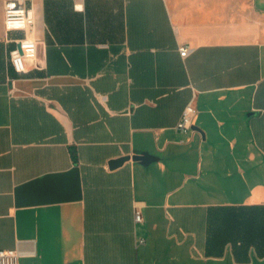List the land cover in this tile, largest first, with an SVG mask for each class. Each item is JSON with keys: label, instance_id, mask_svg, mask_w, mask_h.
<instances>
[{"label": "crops", "instance_id": "obj_1", "mask_svg": "<svg viewBox=\"0 0 264 264\" xmlns=\"http://www.w3.org/2000/svg\"><path fill=\"white\" fill-rule=\"evenodd\" d=\"M24 3L33 30L8 31L0 0V249L264 264V0ZM24 37L38 58L17 72Z\"/></svg>", "mask_w": 264, "mask_h": 264}, {"label": "built area", "instance_id": "obj_2", "mask_svg": "<svg viewBox=\"0 0 264 264\" xmlns=\"http://www.w3.org/2000/svg\"><path fill=\"white\" fill-rule=\"evenodd\" d=\"M33 12L25 6L24 0H5V28L12 30H33L35 26ZM17 47L11 51V62L17 72L26 70L29 60L38 58V40L35 38H18ZM189 46H180V54L185 57L189 53ZM197 114V107L189 102L177 122L176 128L180 132L189 133L194 130V118ZM136 222L142 221V214L139 208L135 209ZM20 253L16 249H0V264H19Z\"/></svg>", "mask_w": 264, "mask_h": 264}, {"label": "water", "instance_id": "obj_3", "mask_svg": "<svg viewBox=\"0 0 264 264\" xmlns=\"http://www.w3.org/2000/svg\"><path fill=\"white\" fill-rule=\"evenodd\" d=\"M193 128L194 129H197V130H200L197 126H193ZM130 158V156H125V157H123V158H121V159H118V160H114L112 163H111V165L113 166V167H115V166H118L119 164H121L122 162H124L125 160H127V159H129ZM133 158L135 159V160H143V161H147L148 159H149V157L148 156H145V155H134L133 156Z\"/></svg>", "mask_w": 264, "mask_h": 264}, {"label": "rangeland", "instance_id": "obj_4", "mask_svg": "<svg viewBox=\"0 0 264 264\" xmlns=\"http://www.w3.org/2000/svg\"><path fill=\"white\" fill-rule=\"evenodd\" d=\"M207 264H233V263H232L231 259L228 257L224 261H221V262H219V261L214 262L213 260H208Z\"/></svg>", "mask_w": 264, "mask_h": 264}]
</instances>
